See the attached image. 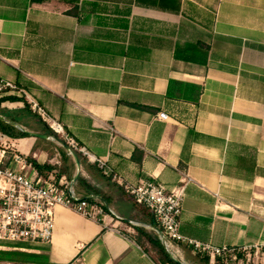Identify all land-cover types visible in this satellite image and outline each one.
I'll list each match as a JSON object with an SVG mask.
<instances>
[{
	"label": "crops",
	"instance_id": "crops-1",
	"mask_svg": "<svg viewBox=\"0 0 264 264\" xmlns=\"http://www.w3.org/2000/svg\"><path fill=\"white\" fill-rule=\"evenodd\" d=\"M0 77L24 92L0 110L36 118L2 120L48 135L11 140L43 169L58 148L75 195L123 219L57 206L51 241L3 243L0 264H160L128 233L160 240L124 188L145 179L184 185L183 236L236 248L209 264L264 254V0H0ZM30 100L112 175L82 153L77 165ZM169 249L185 264L206 257Z\"/></svg>",
	"mask_w": 264,
	"mask_h": 264
},
{
	"label": "built area",
	"instance_id": "built-area-1",
	"mask_svg": "<svg viewBox=\"0 0 264 264\" xmlns=\"http://www.w3.org/2000/svg\"><path fill=\"white\" fill-rule=\"evenodd\" d=\"M23 93L15 83L0 77V105L9 95L21 96ZM29 103L54 134L62 136L76 153L86 155L105 175H112L102 159L91 156L68 137L62 125L51 119L40 105L33 100ZM158 116L163 117L164 113ZM34 161L33 156L20 150L7 134L0 131V246L6 242L49 243L54 228L53 209L57 206L70 208L104 225L123 221L97 200L75 195L72 182L59 171L62 153L58 148L48 159L53 167L44 173L35 167ZM112 178H115L114 174ZM124 188L136 204L151 212L168 249L170 244H181L196 255L208 257L211 263L217 257L224 262L231 256L235 258L234 247H216L179 232L184 185L169 190L158 180L145 179L124 185Z\"/></svg>",
	"mask_w": 264,
	"mask_h": 264
},
{
	"label": "rangeland",
	"instance_id": "rangeland-1",
	"mask_svg": "<svg viewBox=\"0 0 264 264\" xmlns=\"http://www.w3.org/2000/svg\"><path fill=\"white\" fill-rule=\"evenodd\" d=\"M2 111L3 115L5 116H9L11 118H15L17 122H21L25 125H34L33 120L36 119L33 116L28 115L27 113H25L23 110H17V109H12V110H0ZM37 124V123H36ZM48 130H51L49 128V126H47ZM52 131V130H51ZM53 133V131H52ZM55 136L61 140V147L64 149L63 145L67 144L66 140L63 139V137L56 135ZM68 145V144H67ZM38 150V149H37ZM126 231V230H125ZM128 233H131V235H133L135 238L139 237V244L146 249L147 251H151V254L154 256V258L160 263V264H166L162 261L159 253L156 251V249L147 241V239L142 236L139 235L138 232H134L133 229H130ZM151 235L152 238L156 237V232L153 230L151 231ZM166 251V249H165ZM167 252V251H166ZM245 260V259H244ZM244 264H264V254H260L258 253L257 255L253 256L250 255V257L248 258V260H245Z\"/></svg>",
	"mask_w": 264,
	"mask_h": 264
},
{
	"label": "trees",
	"instance_id": "trees-1",
	"mask_svg": "<svg viewBox=\"0 0 264 264\" xmlns=\"http://www.w3.org/2000/svg\"><path fill=\"white\" fill-rule=\"evenodd\" d=\"M13 99H15V98H13ZM3 101H4V99H3ZM0 131L7 134L9 137L27 136L24 132L19 131L17 128L9 125L8 123H6L3 120H0ZM49 132L51 134H54V133H52L51 130H49ZM60 149L64 153L67 154V151L65 149H63L62 147H60ZM34 164H35V167L42 173H44L45 171L50 169L49 167H47L46 169H43L42 166L40 164H38L36 161H34ZM89 200H93V199H89ZM135 230H136V232H138L139 235L144 236L147 239V241L156 249V251L159 253V255H160V257L164 263H166V264H178L173 259H171L170 256L168 255V253L165 251V248L161 245L157 234H156L155 238H152L151 234L145 233L139 227H135ZM135 240L139 243V237L135 238ZM263 251H264V248H263ZM202 261L204 262L203 264H209L208 263V257L202 258ZM217 264H222V262L220 260H218Z\"/></svg>",
	"mask_w": 264,
	"mask_h": 264
},
{
	"label": "water",
	"instance_id": "water-1",
	"mask_svg": "<svg viewBox=\"0 0 264 264\" xmlns=\"http://www.w3.org/2000/svg\"><path fill=\"white\" fill-rule=\"evenodd\" d=\"M3 117L0 115V120H2ZM21 131H23L26 135H29V136H32V137H35V138H41V139H47L48 138V135L47 134H44V133H38V132H34V131H29V130H25L21 127H19ZM63 147L69 152V154H71L77 165L79 164V160H78V157H77V154L76 152L67 144H64ZM158 234H159V237H160V241L163 245V247L166 249L168 255L170 256L171 259H173L175 262H177L178 264H185L183 263L181 260L177 259L170 251L169 249L167 248V245H166V242H165V239H164V236L161 232V230L159 228H156Z\"/></svg>",
	"mask_w": 264,
	"mask_h": 264
}]
</instances>
